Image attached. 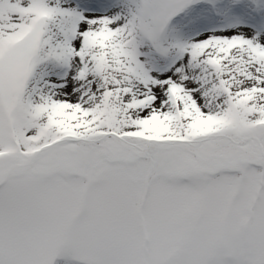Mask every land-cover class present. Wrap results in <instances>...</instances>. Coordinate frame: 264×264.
I'll return each instance as SVG.
<instances>
[{
    "label": "snow or ice",
    "instance_id": "6c2138e0",
    "mask_svg": "<svg viewBox=\"0 0 264 264\" xmlns=\"http://www.w3.org/2000/svg\"><path fill=\"white\" fill-rule=\"evenodd\" d=\"M0 264H264V0H0Z\"/></svg>",
    "mask_w": 264,
    "mask_h": 264
}]
</instances>
